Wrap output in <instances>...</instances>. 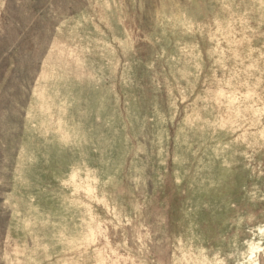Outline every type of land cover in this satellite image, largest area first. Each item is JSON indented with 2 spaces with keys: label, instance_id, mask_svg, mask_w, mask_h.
Here are the masks:
<instances>
[{
  "label": "rangeland",
  "instance_id": "obj_1",
  "mask_svg": "<svg viewBox=\"0 0 264 264\" xmlns=\"http://www.w3.org/2000/svg\"><path fill=\"white\" fill-rule=\"evenodd\" d=\"M0 264H264V0H0Z\"/></svg>",
  "mask_w": 264,
  "mask_h": 264
}]
</instances>
